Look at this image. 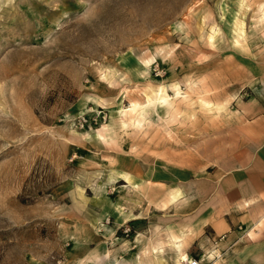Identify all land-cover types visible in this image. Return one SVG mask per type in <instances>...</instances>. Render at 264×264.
<instances>
[{"label": "rangeland", "instance_id": "obj_1", "mask_svg": "<svg viewBox=\"0 0 264 264\" xmlns=\"http://www.w3.org/2000/svg\"><path fill=\"white\" fill-rule=\"evenodd\" d=\"M257 97L264 0H0V264H264L206 214Z\"/></svg>", "mask_w": 264, "mask_h": 264}, {"label": "crops", "instance_id": "obj_2", "mask_svg": "<svg viewBox=\"0 0 264 264\" xmlns=\"http://www.w3.org/2000/svg\"><path fill=\"white\" fill-rule=\"evenodd\" d=\"M240 115L241 121L236 128L237 146L230 155L229 166L233 169H230L220 182L213 185L211 198L213 206L207 208L206 214L214 216L216 224L215 229L212 228L214 234L220 232L223 222L237 223L236 232L226 234L227 229H225L220 233V239L227 237L226 240L232 241L237 237L239 246L262 248L264 247V101L259 97L254 100L246 99L242 104ZM127 182L129 185L128 178ZM180 193L175 190L172 193L174 196L172 201L178 199ZM197 214L198 212H191L190 219ZM219 215L224 216L223 221L215 217ZM137 216L132 213L127 220ZM197 239L198 235L191 238L189 253L194 252L192 245L197 243ZM187 241L184 230L174 228L167 230L166 245L171 250L169 259L171 264H179L182 256L189 257L190 254L185 250ZM150 251L152 258L148 262L165 264L161 259L164 252L162 244H153ZM208 251L213 263H217L221 256L217 246L213 245ZM258 259H261L260 256ZM144 263L140 259L136 262V264Z\"/></svg>", "mask_w": 264, "mask_h": 264}, {"label": "built area", "instance_id": "obj_3", "mask_svg": "<svg viewBox=\"0 0 264 264\" xmlns=\"http://www.w3.org/2000/svg\"><path fill=\"white\" fill-rule=\"evenodd\" d=\"M74 121L79 126H85L88 124L89 119L85 114H80L74 119ZM185 264H204V262L197 256L189 255V257L185 261Z\"/></svg>", "mask_w": 264, "mask_h": 264}, {"label": "bare ground", "instance_id": "obj_4", "mask_svg": "<svg viewBox=\"0 0 264 264\" xmlns=\"http://www.w3.org/2000/svg\"><path fill=\"white\" fill-rule=\"evenodd\" d=\"M213 38V35H210V39ZM176 88V86H175ZM166 90L164 89V87L161 85V87L158 88L157 90V93H156V102L157 103H161V104H164L168 99H167V93L165 92ZM130 108V107H129ZM128 183V182H127ZM186 257L185 256H182L180 259H179V264H185V261H186Z\"/></svg>", "mask_w": 264, "mask_h": 264}]
</instances>
